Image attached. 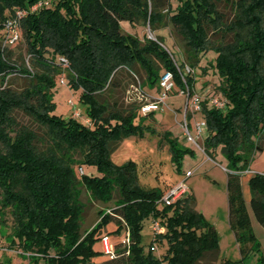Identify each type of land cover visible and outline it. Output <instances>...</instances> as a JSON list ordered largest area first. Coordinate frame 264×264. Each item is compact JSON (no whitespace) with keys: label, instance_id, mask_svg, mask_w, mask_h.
<instances>
[{"label":"trees","instance_id":"trees-1","mask_svg":"<svg viewBox=\"0 0 264 264\" xmlns=\"http://www.w3.org/2000/svg\"><path fill=\"white\" fill-rule=\"evenodd\" d=\"M38 1L0 0V223H7L8 214L12 216L11 244L37 255L34 262L97 264L95 259L105 256L95 248L101 238L98 234L104 223L116 220V232L124 229L130 242L119 240L117 256L103 264L217 263L220 236L196 209L194 194L160 206L166 191L142 187L134 161L117 165L112 159L125 138L155 133L138 121L144 117L142 105L149 101L124 107L116 95L126 85L123 80L137 78L144 70L141 87L148 95L145 86L159 87L168 70L179 89L185 86L176 56L164 40L126 32L121 22L128 21L143 22L153 31L172 25L194 66L206 52H217L218 89L228 106L220 109L208 98L203 100L200 113L208 125L204 148L214 157L221 147L227 161L229 224L242 255L238 263L244 264L251 252L260 251L242 174L264 150V0H179L176 7L172 0H50L22 20L32 71L13 60L17 44H4L3 28L12 12L30 10ZM61 56L69 61L70 86L81 89L80 99L88 105V124L55 113L56 77L64 72ZM13 75L27 77L23 89L10 86ZM195 81L194 73L187 76L191 91ZM20 111L42 133L21 124ZM193 117L189 111V120ZM163 136L179 165L187 150L170 130ZM89 164L97 165L100 174H80V168ZM248 185L252 211L264 226V174L252 175ZM81 187L105 204L97 224L84 231ZM116 193V206L110 207ZM105 207L111 211L105 213ZM148 219L164 227L154 238V242L168 241L163 257L144 252L141 236ZM260 261L264 264L263 255Z\"/></svg>","mask_w":264,"mask_h":264},{"label":"rangeland","instance_id":"rangeland-1","mask_svg":"<svg viewBox=\"0 0 264 264\" xmlns=\"http://www.w3.org/2000/svg\"><path fill=\"white\" fill-rule=\"evenodd\" d=\"M179 4V0H172L173 7ZM228 12L232 15V11ZM122 27L126 32L138 35L140 38L161 37L164 40V46L173 52L180 65H190L194 68L195 91L205 98H213L214 96H222L218 89L219 75L215 68L217 52L210 50L201 58L198 65L194 66L192 60L187 58L185 44L182 36L170 24L153 31L150 25L139 22L135 25L128 21L121 22ZM21 39L13 48V60L18 64L24 63L30 70L34 71L30 54L27 52V44L24 39L23 26L21 24ZM211 62L214 64L212 65ZM182 65V66H185ZM64 72L56 77L57 86L54 89V101L56 102L55 113L64 117H76L79 121L88 124V105L81 101V89H75L70 86L68 73L69 70L62 66ZM139 69H141L139 67ZM141 73L136 78H126L123 80L125 89H120L116 95L120 97L124 107L132 103H142L147 101H155L161 94V89L158 86H145V91H142L141 83L146 77V72L140 70ZM65 77L66 83H61L60 79ZM28 82L27 77L21 75H13L10 79V86L16 90L23 89ZM144 93V94H143ZM144 95V96H143ZM73 100L75 107L70 105L69 100ZM187 97L179 93V87L175 86L162 108L155 111L153 114L145 116L143 120L138 119L144 126L155 130V133L146 132L145 136H130L125 138L119 147L113 152L112 159L117 165H123L129 161H134L137 166L139 183L146 189H156L159 191H167L174 184L186 181L189 192L194 194L196 198V209L202 212L207 220L215 225L220 236V252L216 264H226L230 261L231 264H239L242 255L239 244L236 241L235 234L229 224V209L227 198V180L228 168L225 156L222 153L221 147L218 148L214 157H210L205 151V139L208 135V129L203 135L198 138L199 145L195 142L187 141L183 133L184 109ZM81 112L80 116L74 115V110ZM18 121L21 124L30 125L32 128L42 133L40 128L28 115L20 111L17 114ZM203 113H196L192 121L202 120ZM166 130H170L173 137L178 140L187 152L181 158V163L173 161V154L169 143L164 139L163 134ZM86 175L100 174L97 165L89 164L84 166ZM255 173L264 174V150L259 151L255 158L250 163L247 170L242 174L243 190L247 200L255 234L260 243V251L251 252L243 262L244 264H260L261 255L264 256V226L256 219L250 204L249 179ZM82 188L81 199L85 204V212L82 218V231L92 229L99 221V214L102 204L94 200L89 191ZM115 198L108 205L115 207ZM162 206V204H160ZM110 207H105L103 211L109 213ZM6 222L0 223V264H46L44 259L34 262L37 255L23 252L19 247L11 244L9 236L10 225L13 223V218L10 214L6 217ZM116 220L104 223V226L98 236L110 233L116 242L125 235V230L119 234L116 232L118 228ZM156 233L153 229V220L148 219L142 230L141 243L144 246V252H152L158 257H163L168 252V241L164 238L162 241L154 242ZM95 248L100 251V238L95 244ZM108 260L107 256H101L95 259L97 264H103Z\"/></svg>","mask_w":264,"mask_h":264},{"label":"built area","instance_id":"built-area-1","mask_svg":"<svg viewBox=\"0 0 264 264\" xmlns=\"http://www.w3.org/2000/svg\"><path fill=\"white\" fill-rule=\"evenodd\" d=\"M50 4V0H39L36 2L32 7L29 9L26 8H18L12 15H10L4 22L3 31L6 33L5 35V45H14L19 42L21 39V24L23 18L30 12L36 11L39 7L43 5ZM153 38V37H150ZM156 39V38H153ZM177 69L182 76V79L185 83V86L179 89V93L181 95H185L187 97L186 105L184 109V119H183V133L187 141L195 142L199 145L198 138L203 135L204 131L208 129L207 122L202 120H195L190 121L188 118V112H192L194 114L200 113L203 110V100L205 96L197 93L196 91H191L190 87L187 84V76L194 73V68L188 64L182 66L178 64L175 60ZM60 64L64 68L69 67V61L65 56L60 57ZM61 83H66L65 77L60 79ZM175 78L172 71H165L159 82V88L161 89V94L155 101H149L144 103L141 107V112L144 115H148L152 112H155L162 108V104H164L171 92L175 89ZM210 103L215 106L216 108L225 109L228 106V99L224 96H214L213 98H208ZM70 105L75 107V103L73 100H69ZM75 116H80L81 112L79 110H74ZM80 174H84V168H80ZM189 193V188L186 184V181L183 180L171 186L162 196L159 203L164 204H171ZM153 229L156 235L163 233L164 227L158 220L153 221ZM122 243L129 244L130 237L129 234L126 232L125 235L120 239ZM116 241L113 239L110 233H106L101 235L100 244L101 249L100 251L107 257L113 259L117 256L116 250Z\"/></svg>","mask_w":264,"mask_h":264}]
</instances>
